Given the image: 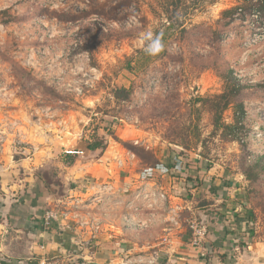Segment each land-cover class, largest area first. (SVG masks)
Returning <instances> with one entry per match:
<instances>
[{
	"label": "rangeland",
	"instance_id": "rangeland-1",
	"mask_svg": "<svg viewBox=\"0 0 264 264\" xmlns=\"http://www.w3.org/2000/svg\"><path fill=\"white\" fill-rule=\"evenodd\" d=\"M163 7L0 0V173L12 160H35L58 198L82 187L60 182L50 161L104 157L119 171L129 160L153 166L164 154L193 157L232 182L246 238L264 247V0H199L179 15L184 31L171 27L158 54L138 55L145 33L164 30ZM118 89L127 97L115 96ZM94 143L102 148L88 150ZM195 222L206 226L202 245L208 221Z\"/></svg>",
	"mask_w": 264,
	"mask_h": 264
},
{
	"label": "crops",
	"instance_id": "crops-1",
	"mask_svg": "<svg viewBox=\"0 0 264 264\" xmlns=\"http://www.w3.org/2000/svg\"><path fill=\"white\" fill-rule=\"evenodd\" d=\"M35 164L12 160L1 168L0 264H264V247L246 238L249 223L238 190L224 173L193 157L164 154L153 166L129 160L119 171L104 157L72 165L50 161L47 167L60 169V182L82 187L58 198ZM196 178L202 184L194 188ZM60 198L81 204L80 219L88 214L100 223L95 239L74 223L43 226L44 211ZM196 218L208 221L199 248L189 228Z\"/></svg>",
	"mask_w": 264,
	"mask_h": 264
},
{
	"label": "built area",
	"instance_id": "built-area-1",
	"mask_svg": "<svg viewBox=\"0 0 264 264\" xmlns=\"http://www.w3.org/2000/svg\"><path fill=\"white\" fill-rule=\"evenodd\" d=\"M79 206L81 207V204L66 202L64 199L55 201L52 208L45 210L41 217L43 226L49 228L53 223H56L68 229L70 227L69 223H74V225H78L81 228H89L90 239H95V235L100 228V223L95 221V219H80L79 212L81 208ZM189 228L194 231L193 237L191 238L192 246L200 247L206 232V226L203 223L196 224L194 219L190 222Z\"/></svg>",
	"mask_w": 264,
	"mask_h": 264
},
{
	"label": "trees",
	"instance_id": "trees-1",
	"mask_svg": "<svg viewBox=\"0 0 264 264\" xmlns=\"http://www.w3.org/2000/svg\"><path fill=\"white\" fill-rule=\"evenodd\" d=\"M164 1V7L163 9V13L165 15V23L163 24L162 27H164V30L162 32L160 31H155L154 32V37L155 36H159L161 38L162 43L167 39V34L166 31L169 30L171 27L174 28H178L179 32L184 31V28H181V25H179V19L182 11H185L189 5V8H193L196 9L199 5V0H163ZM188 8V9H189ZM236 8H233L232 10H226L222 13V15H227L229 13H231L232 11L236 10ZM165 24L166 27H165ZM148 43V42H147ZM147 43L144 45V47H147ZM138 55H142V54H147L146 51H138L137 52ZM128 92L125 89H118L115 91V96H117L118 98H124L127 97ZM229 101H227L226 103V107L229 105ZM216 125H219L218 123ZM217 128H222L223 131L231 129L228 126H224L221 125L220 126H216ZM102 148V146H100L99 143H94L92 145H90L88 147V150L90 151H95L97 149ZM246 221L248 222V218L246 217Z\"/></svg>",
	"mask_w": 264,
	"mask_h": 264
},
{
	"label": "clouds",
	"instance_id": "clouds-1",
	"mask_svg": "<svg viewBox=\"0 0 264 264\" xmlns=\"http://www.w3.org/2000/svg\"><path fill=\"white\" fill-rule=\"evenodd\" d=\"M145 41H147L146 52L149 55L158 54V52L164 47L161 38L159 36H153L152 32H147L142 37Z\"/></svg>",
	"mask_w": 264,
	"mask_h": 264
}]
</instances>
